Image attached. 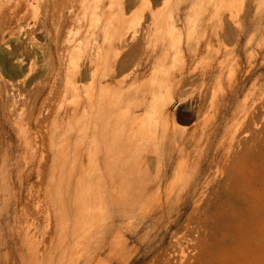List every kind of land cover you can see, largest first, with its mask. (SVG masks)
<instances>
[{"label":"rangeland","instance_id":"374dc122","mask_svg":"<svg viewBox=\"0 0 264 264\" xmlns=\"http://www.w3.org/2000/svg\"><path fill=\"white\" fill-rule=\"evenodd\" d=\"M73 1L63 33L76 38L71 45L78 46L68 58L76 57L86 37L94 29L102 31L116 14L127 20L150 18L157 11L153 16L243 21L233 81L226 74L218 84L209 81L217 108L210 116L220 134L229 114H242L244 105L258 101L255 83H264V45L258 48L260 33L264 38V0H121L120 7L111 0ZM9 28L14 33L0 42V264H264V166L261 171L257 161L243 158L228 175L191 182V165L175 175L181 161L176 158L168 179L152 183L143 195L92 198L86 179L88 78L80 74L78 92H72L66 89L67 68L55 63L59 79L48 100L51 86L16 82L15 66L1 60L8 52L4 46L19 40L27 45L28 38L16 33L14 21ZM31 36L47 45L40 32ZM249 55L254 63L247 71ZM39 58L40 80L48 72L46 60ZM246 139L256 145L251 136ZM132 183L124 187L142 186ZM157 186L171 191L158 195ZM243 188L253 193L240 194Z\"/></svg>","mask_w":264,"mask_h":264},{"label":"bare ground","instance_id":"6f19581e","mask_svg":"<svg viewBox=\"0 0 264 264\" xmlns=\"http://www.w3.org/2000/svg\"><path fill=\"white\" fill-rule=\"evenodd\" d=\"M111 1L121 6V0ZM73 2L0 0V42L6 34L14 33L13 29H8L11 21L17 26L16 33L21 32L22 37L28 38L27 45L21 40L14 44L6 40L4 47L8 52L1 60L15 66L16 82L26 86L32 83L51 86L44 95L46 100L54 95L52 88L59 79V66L55 63L67 68L66 89L72 92H78L77 77L86 74V179L92 198L104 199L126 193L143 195L152 183L168 179L176 158L181 161L175 175H182L191 165V182L228 175L243 158L257 161L263 171V81L257 82V78V83L253 81L258 84L257 96L253 95L258 101L254 105H244L242 114L237 115L235 111L229 114L224 119L221 134L210 116L216 101L212 85L218 84L225 74L233 81L243 21L224 17L182 20L170 13L167 17L153 16L157 11L150 13V18L127 20L116 14L103 24L102 31L91 29L83 47H77L79 54L70 55L72 62L70 59L68 63L67 56L77 43L71 45L76 38L73 40L71 34H64L63 26L73 16ZM35 31L40 32L47 45L46 41L43 46V41L31 36ZM263 45V33H260L258 48L261 50ZM38 56L46 60L48 75L44 80H39L36 74ZM250 58L246 56L247 71L252 65L250 62L254 63ZM211 79L214 82L210 85ZM254 123L258 129L253 130ZM249 136L250 141L255 140L253 148L247 142ZM132 182H140L142 186L134 190L124 187L125 183ZM244 189L240 194L253 193ZM153 191L160 195L162 191L171 190H160L157 186Z\"/></svg>","mask_w":264,"mask_h":264}]
</instances>
